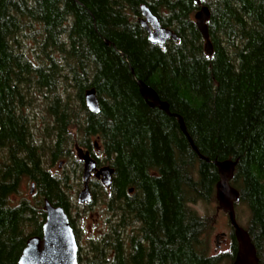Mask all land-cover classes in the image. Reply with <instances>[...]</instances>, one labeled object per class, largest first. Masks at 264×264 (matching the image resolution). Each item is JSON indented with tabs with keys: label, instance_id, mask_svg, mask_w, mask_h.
<instances>
[{
	"label": "trees",
	"instance_id": "obj_1",
	"mask_svg": "<svg viewBox=\"0 0 264 264\" xmlns=\"http://www.w3.org/2000/svg\"><path fill=\"white\" fill-rule=\"evenodd\" d=\"M142 4L180 40L153 44L139 21ZM203 4L210 9L212 56L196 24L195 0H0V149L6 157L0 159V264H18L28 238L42 235L46 198L69 213L67 176L46 169L43 154L51 152L53 163L72 156V126L78 143L115 169L110 188L92 181L112 218L109 231L90 241L89 264H232L234 229L231 251L211 254L205 236L212 220L190 206L216 200L215 160L236 162L231 183L240 191L238 203L249 208L245 228L264 263V0ZM36 24L41 34L29 59L19 36ZM140 80L170 113L149 104ZM31 82L54 96V125L42 144L28 124ZM60 82L76 88L82 116H72ZM92 87L99 113L85 102ZM93 138L103 147L102 160L89 148ZM25 177L40 199L13 205L11 195Z\"/></svg>",
	"mask_w": 264,
	"mask_h": 264
},
{
	"label": "water",
	"instance_id": "obj_2",
	"mask_svg": "<svg viewBox=\"0 0 264 264\" xmlns=\"http://www.w3.org/2000/svg\"><path fill=\"white\" fill-rule=\"evenodd\" d=\"M195 2L200 7L195 15L196 24L205 40L206 52L212 56L214 50L208 28L210 9L203 4V0H195ZM141 10L142 17L139 21L146 29L148 38L153 44L165 46L171 40L175 42L180 40L176 31L163 26L159 16L147 4H142ZM138 85L141 94L151 106L159 107L170 113L168 103L160 99L154 88L141 80ZM85 102L91 112H100V100L95 87L86 90ZM180 122L183 130L186 131L182 118H180ZM194 148L197 149L195 146ZM75 149L78 158L84 162V188L78 194V202L84 204L93 199L90 188L93 173L104 185L110 187L115 169L110 165L98 167L97 160L78 143L75 144ZM214 163L218 167L220 176L216 184V198L220 207L228 214L238 242L237 253L232 264H264L258 257L257 249L248 230L240 225L237 219L236 204L240 201V191L231 183L235 174L236 162L215 160ZM33 189L34 184L31 191ZM130 191L132 192L133 189ZM44 210L46 211V220L43 224V233L28 238L18 264H79L80 245L67 210L61 205H54L48 198L44 200ZM222 236H225L224 232L216 236L217 240ZM217 247H220L219 243Z\"/></svg>",
	"mask_w": 264,
	"mask_h": 264
},
{
	"label": "rangeland",
	"instance_id": "obj_3",
	"mask_svg": "<svg viewBox=\"0 0 264 264\" xmlns=\"http://www.w3.org/2000/svg\"><path fill=\"white\" fill-rule=\"evenodd\" d=\"M40 29L41 26L36 24L31 28L29 27L28 30L21 32V35L19 36L22 47L20 50L24 51L26 57L29 59H34L36 56L37 43L34 41V37L35 35L39 36L41 34ZM29 87L30 103L26 108V112L32 125V127H30L34 139L38 144H42L45 141L44 136L47 135L48 132L51 133V127L54 125L55 116L49 111V106L54 96L49 93V90L37 87L34 82H31ZM59 89L63 94V99L67 100L72 116H82L83 113L80 110L79 100L76 96V88L71 84L60 82ZM70 130L72 137L75 139L70 146L73 149L72 156H62L53 163L51 152H47L46 154H43V161L45 168L50 170L58 178L67 176L64 190L70 198L69 214L74 222L76 233L78 231L77 238L81 247L80 252L83 257L82 264H89L87 257H91L92 255L89 249L90 241L102 237L109 231L108 219L112 218V215L110 214L111 212L109 213L107 210L106 201L102 198L98 190L99 187L95 186L93 182H91V189L94 195L93 200L87 204L78 202V194L84 188V162L78 158L75 149V144L80 140V133L75 126H72ZM46 144L53 145L49 143V139ZM95 153H97L96 156L99 159L104 158L103 155L96 152V150ZM0 159H6L5 150L3 149H0ZM33 183L32 180L25 177L21 182L19 191L11 195V204L17 205L22 200H29L35 204L40 197L36 192V186L33 191H31ZM100 183L102 184V182ZM190 206L200 215L210 217L212 220L211 229L205 236V239L209 243L210 253L223 254L230 252L232 247L231 234L233 227L230 223L228 214L220 207L217 198L208 203L203 201L191 203ZM236 214L239 224L246 227L250 218L249 208L244 203H237ZM137 226V223L128 226L126 230H123V234L126 236L133 227L137 228ZM222 232L225 233V236H222L217 240L216 236ZM218 243L220 247H217Z\"/></svg>",
	"mask_w": 264,
	"mask_h": 264
},
{
	"label": "flooded vegetation",
	"instance_id": "obj_4",
	"mask_svg": "<svg viewBox=\"0 0 264 264\" xmlns=\"http://www.w3.org/2000/svg\"><path fill=\"white\" fill-rule=\"evenodd\" d=\"M28 124L32 127V125H31V123H30V120L28 121ZM93 142V144H92V142ZM100 140L98 139V138H93L92 140H88L87 141V143H89V145H90V149L93 151V153L95 154V155H97V153H95V150H96V152H99L100 154H104V150H103V147L100 145ZM85 148V150H88L89 152H90V154L92 155V153H91V151L88 149V147H84ZM97 160V159H96ZM102 160V159H101ZM97 162H98V160H97ZM106 165H109V163H102V164H100L99 162H98V167H102V166H106ZM93 179H97L95 176L94 177H92V180ZM99 181V180H98ZM100 182V181H99ZM77 233H78V231H77Z\"/></svg>",
	"mask_w": 264,
	"mask_h": 264
}]
</instances>
